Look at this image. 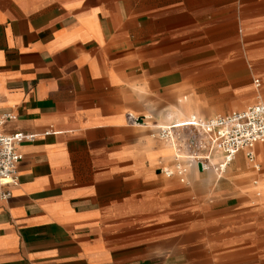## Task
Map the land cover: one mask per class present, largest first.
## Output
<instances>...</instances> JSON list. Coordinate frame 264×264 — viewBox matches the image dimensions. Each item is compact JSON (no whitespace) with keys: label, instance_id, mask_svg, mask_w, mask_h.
Listing matches in <instances>:
<instances>
[{"label":"crops","instance_id":"1","mask_svg":"<svg viewBox=\"0 0 264 264\" xmlns=\"http://www.w3.org/2000/svg\"><path fill=\"white\" fill-rule=\"evenodd\" d=\"M259 101L264 0H0L1 129L35 135L0 195V264H264V142L257 168L216 150L183 183L126 119Z\"/></svg>","mask_w":264,"mask_h":264},{"label":"built area","instance_id":"2","mask_svg":"<svg viewBox=\"0 0 264 264\" xmlns=\"http://www.w3.org/2000/svg\"><path fill=\"white\" fill-rule=\"evenodd\" d=\"M259 85L258 78L254 81ZM12 117L11 113L0 115V195L7 198L10 195L8 186L17 182V163L22 155L17 146L24 140L31 141L34 134L24 132L5 133L2 124ZM149 115L128 113L127 122L130 125H140L153 128L155 136L171 148L173 162L170 166L159 168L166 177H176L180 182L187 181V174L193 165L201 169L213 167L211 156L214 151L222 154V161L217 165L223 171L236 153L243 150L246 158L254 168H257L254 146L264 142V102L259 101L243 110L232 111L224 115L201 118L190 114L180 121H169L158 124L151 123Z\"/></svg>","mask_w":264,"mask_h":264},{"label":"rangeland","instance_id":"3","mask_svg":"<svg viewBox=\"0 0 264 264\" xmlns=\"http://www.w3.org/2000/svg\"><path fill=\"white\" fill-rule=\"evenodd\" d=\"M255 79L256 78H253V84L255 85V83H254V81H255ZM243 107V106H242ZM149 115V114H148ZM149 116H151V115H149ZM211 116V115H210ZM214 116V115H213ZM152 117V116H151ZM164 121H160V122H158V124H160V123H163ZM151 123H153V120H152V118H151Z\"/></svg>","mask_w":264,"mask_h":264},{"label":"water","instance_id":"4","mask_svg":"<svg viewBox=\"0 0 264 264\" xmlns=\"http://www.w3.org/2000/svg\"><path fill=\"white\" fill-rule=\"evenodd\" d=\"M199 168H201L200 165H199Z\"/></svg>","mask_w":264,"mask_h":264}]
</instances>
